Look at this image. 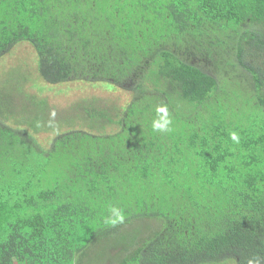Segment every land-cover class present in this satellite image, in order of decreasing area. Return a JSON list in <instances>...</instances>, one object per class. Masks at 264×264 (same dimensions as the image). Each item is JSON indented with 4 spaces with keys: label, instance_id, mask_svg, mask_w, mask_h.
<instances>
[{
    "label": "trees",
    "instance_id": "1",
    "mask_svg": "<svg viewBox=\"0 0 264 264\" xmlns=\"http://www.w3.org/2000/svg\"><path fill=\"white\" fill-rule=\"evenodd\" d=\"M23 42L41 83L0 82V264H264V0H0V59ZM72 82L129 99L41 96Z\"/></svg>",
    "mask_w": 264,
    "mask_h": 264
},
{
    "label": "rangeland",
    "instance_id": "2",
    "mask_svg": "<svg viewBox=\"0 0 264 264\" xmlns=\"http://www.w3.org/2000/svg\"><path fill=\"white\" fill-rule=\"evenodd\" d=\"M35 61V53L32 48V46L27 43L23 42L19 45H17L12 51H10L8 54L3 56L0 59V82H2L6 77H9L8 74L11 70L16 68L17 65L24 66V68H29L32 73V81H36L37 83H41V81L38 78L37 71L33 70V67ZM28 72V71H27ZM86 85V95L89 97L95 96L96 98L100 97H107L106 95L110 96L113 100V102H126L129 99V96L127 94L118 92V91H112L107 90L104 88H101L100 86L96 87H90L87 86L88 84L82 83V82H72L69 84H62L57 87L59 90H61L60 93H56V91H42L41 96L47 97L49 104H55L57 106H60L61 108H64L67 104H69V100L75 98L78 95V92L81 91V87ZM106 90V93L104 92ZM32 92H35V89L31 90ZM32 94L26 95L27 100L32 99ZM70 108V107H69ZM69 108L60 109L56 108L58 110L57 115L55 116L56 119L62 118L60 120V125L64 126V115L69 111ZM48 115L53 118V113H55V110L52 108H47ZM58 117V118H57ZM38 136L40 138V141L42 140L44 143L50 142L54 134L52 132H41L38 133ZM158 226V222L156 219H139L135 221V224L131 227L133 230L138 231L140 234H148L153 230V228H156ZM131 229H127V235L130 236ZM100 244L102 249L106 250H112L114 248L113 238H105L100 240ZM91 260L95 262L96 264H117L118 261L115 259V256L109 254H96L91 253L90 256Z\"/></svg>",
    "mask_w": 264,
    "mask_h": 264
},
{
    "label": "clouds",
    "instance_id": "3",
    "mask_svg": "<svg viewBox=\"0 0 264 264\" xmlns=\"http://www.w3.org/2000/svg\"><path fill=\"white\" fill-rule=\"evenodd\" d=\"M157 114H163L162 116H160L159 119H154L152 121V128L155 131H159V132H166L170 130V124H171V120L168 118V108L167 105H162V106H157L156 108ZM55 115V113H53V116ZM231 139L236 142L239 143V135L235 132L231 133ZM110 212L113 214L109 220L107 221L108 223L111 224H116V223H122L124 220V216L123 213L115 208L112 207L110 208ZM248 264H261V259L260 257H256L254 259H250L248 261Z\"/></svg>",
    "mask_w": 264,
    "mask_h": 264
},
{
    "label": "crops",
    "instance_id": "4",
    "mask_svg": "<svg viewBox=\"0 0 264 264\" xmlns=\"http://www.w3.org/2000/svg\"><path fill=\"white\" fill-rule=\"evenodd\" d=\"M81 263L86 264L87 263L86 259H83ZM11 264H47V263L44 261L40 262L38 259L35 260L34 263L30 262L28 259H20L18 261L14 260Z\"/></svg>",
    "mask_w": 264,
    "mask_h": 264
}]
</instances>
